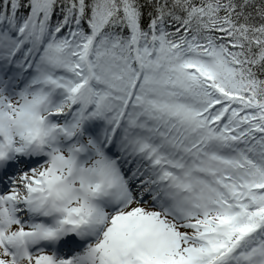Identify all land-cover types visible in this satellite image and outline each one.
<instances>
[{
    "label": "snow or ice",
    "instance_id": "snow-or-ice-1",
    "mask_svg": "<svg viewBox=\"0 0 264 264\" xmlns=\"http://www.w3.org/2000/svg\"><path fill=\"white\" fill-rule=\"evenodd\" d=\"M0 264H264V0H0Z\"/></svg>",
    "mask_w": 264,
    "mask_h": 264
}]
</instances>
